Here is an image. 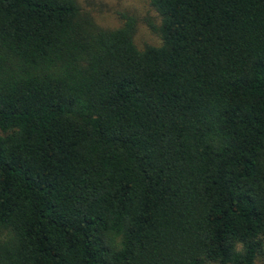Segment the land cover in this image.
<instances>
[{"label":"trees","instance_id":"1","mask_svg":"<svg viewBox=\"0 0 264 264\" xmlns=\"http://www.w3.org/2000/svg\"><path fill=\"white\" fill-rule=\"evenodd\" d=\"M0 0V264L264 260V0Z\"/></svg>","mask_w":264,"mask_h":264},{"label":"rangeland","instance_id":"2","mask_svg":"<svg viewBox=\"0 0 264 264\" xmlns=\"http://www.w3.org/2000/svg\"><path fill=\"white\" fill-rule=\"evenodd\" d=\"M77 2L82 9L90 13L96 24L103 28L119 27L127 15L132 16L135 20L134 43L137 48L160 44L159 35L151 28V25H159L160 18L148 0H77ZM257 264H264V260Z\"/></svg>","mask_w":264,"mask_h":264}]
</instances>
